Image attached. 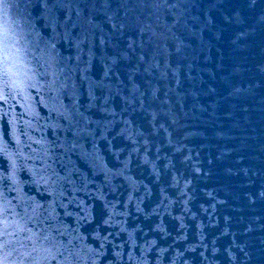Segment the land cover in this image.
<instances>
[{
    "label": "water",
    "instance_id": "obj_1",
    "mask_svg": "<svg viewBox=\"0 0 264 264\" xmlns=\"http://www.w3.org/2000/svg\"><path fill=\"white\" fill-rule=\"evenodd\" d=\"M0 264H264V0H2Z\"/></svg>",
    "mask_w": 264,
    "mask_h": 264
},
{
    "label": "snow or ice",
    "instance_id": "obj_2",
    "mask_svg": "<svg viewBox=\"0 0 264 264\" xmlns=\"http://www.w3.org/2000/svg\"><path fill=\"white\" fill-rule=\"evenodd\" d=\"M0 2H2V0H0Z\"/></svg>",
    "mask_w": 264,
    "mask_h": 264
}]
</instances>
